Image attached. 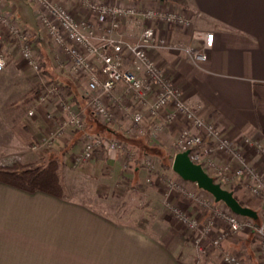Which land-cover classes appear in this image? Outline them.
Returning a JSON list of instances; mask_svg holds the SVG:
<instances>
[{
  "label": "crops",
  "instance_id": "obj_1",
  "mask_svg": "<svg viewBox=\"0 0 264 264\" xmlns=\"http://www.w3.org/2000/svg\"><path fill=\"white\" fill-rule=\"evenodd\" d=\"M64 1L78 20L90 17L80 2ZM101 1L176 9L190 18L189 26L153 23L155 42L144 48L180 89L183 101L238 144L250 166L264 170L261 155L243 144L244 139L253 138L264 146V0ZM2 9L34 38V55L52 79L66 86L67 101L81 111L84 127H67L63 137L51 145L41 144L54 121H59L61 111L53 97L37 102V94L42 91L37 92L40 73L21 57L18 44L4 42L0 46L5 60L0 70V88L4 90V98L0 97V167L18 169L52 161L73 164L72 156L81 151V138L88 132L124 145L114 154L97 152L85 163L88 165L82 166L89 175L105 173L108 179L124 175L121 170L125 151L130 150L137 153V159L128 162L127 171L133 167L140 179L145 178L148 170L144 160L151 156L160 162L165 143L177 135L181 124H167L158 143L150 137L152 118H147L148 134L128 136L121 125L123 121L125 126L129 124L126 113L133 110V105L127 102L121 106L120 87L113 92L115 100L110 101L112 107H118V120L100 122L85 95V80L60 67L51 41L37 24L36 5L29 0H5ZM140 22L138 17L121 22L124 40L130 45L139 44ZM196 31L213 34L205 61H194L187 52L188 47L198 49L203 44V40L194 37ZM125 62L129 63L128 57ZM20 106L23 111L18 109ZM29 110L34 111L33 116L28 115ZM48 114H53L55 120H48ZM8 134L12 140H8ZM37 143L39 147L32 150L31 145ZM234 195L256 211L257 219L229 235L219 248L203 238V250L198 251L192 243V233L173 224L167 210L160 213L161 220L139 225L114 219L108 211L68 195L59 198L43 191L27 192L0 182V264H221L219 258L225 253L239 256L243 264H261L256 230L262 218L263 200L243 187H238ZM173 199L190 213H198L188 199Z\"/></svg>",
  "mask_w": 264,
  "mask_h": 264
},
{
  "label": "built area",
  "instance_id": "obj_2",
  "mask_svg": "<svg viewBox=\"0 0 264 264\" xmlns=\"http://www.w3.org/2000/svg\"><path fill=\"white\" fill-rule=\"evenodd\" d=\"M29 1L36 5L37 24L51 41L60 67L65 68L72 76L85 80V95L97 120L104 124L118 120V107H112L110 101L115 100L113 92L120 87L121 106H125L127 102L133 105V110L126 113L132 121L126 134H144V120L152 118L157 122L156 119L164 112L163 121L155 124L153 130L159 132L164 125L182 121L184 124L181 122L183 125L172 142L177 151L188 150L190 160L201 165L217 182L243 187L251 195L263 200L262 218L256 232L258 252L261 264H264V170L250 166L238 144L222 135L213 122L203 120L183 101L180 89L168 79L157 61L144 48V45L155 42L153 23L189 26L190 18L176 9L162 10L101 0H76L90 12L88 19L80 21L64 0ZM4 3L5 0H0V46L4 42L18 44L21 57L34 71L39 72L41 64L34 55V38L19 26L11 14L4 12ZM133 17H138L141 21L137 45L127 43L121 31V22ZM194 37L203 40V44L198 49L188 47L187 52L192 60L205 61L208 49L212 46L213 34L196 31ZM126 57L129 58V63L125 62ZM4 65V56L0 51V70ZM48 97L56 100L61 117L55 122L53 114L47 115L48 120L54 121V129L51 127L41 139L43 145H51L55 139L63 137L67 127H84L82 113L67 101L64 85L55 83L46 86L37 94V102L42 103ZM169 106L172 107L171 110L167 109ZM28 115L33 116L34 111L29 110ZM81 144V151L71 159L75 165L87 163L97 152L114 154L124 147L118 140L88 132L83 134ZM243 144L254 148L264 160V146L259 140L246 138ZM38 147V143L31 145L32 150ZM202 199L205 203L204 210L213 211L216 221L208 218L205 225L199 227L196 219L184 211L174 209L180 222L198 232L193 239L198 251L203 250L200 241L211 234H214L212 245L218 246L229 233L236 234L252 225L253 219L233 213L223 202H216L212 196ZM217 228L221 230L216 231ZM222 262L243 264L239 256L229 253L222 255Z\"/></svg>",
  "mask_w": 264,
  "mask_h": 264
},
{
  "label": "rangeland",
  "instance_id": "obj_3",
  "mask_svg": "<svg viewBox=\"0 0 264 264\" xmlns=\"http://www.w3.org/2000/svg\"><path fill=\"white\" fill-rule=\"evenodd\" d=\"M3 92V88H0V97L3 96ZM18 109L23 111L24 107L20 106ZM117 115H119V113H117ZM163 115L164 112H162L158 119H156L157 122L153 119L151 126L154 127L155 124H160L161 121H163ZM0 116L2 115L0 114ZM128 121L129 124L127 126H125V121H123L124 124L122 123L121 125V129H123L125 134L128 127L132 124V121L129 118ZM181 122L182 121H178V123L181 124L180 126L184 124ZM5 123L7 125L10 124L8 121ZM146 123H149L147 118L143 122V126L145 128L147 127ZM152 127L150 128V137L152 140L158 141L161 139V135L165 131V125L163 126L162 131L159 132L153 130ZM52 128L54 129V126H52ZM145 134H148L147 128L144 134H133L131 137H139ZM6 136L8 137V140L9 138L11 139L9 134ZM175 137L171 139L168 144L165 143L166 151L162 152L163 159L161 158L160 162L154 160L151 156L144 160L145 164L143 165L148 171L145 178L142 179L137 176V172L133 167L130 171H127V169L130 168L128 162L131 160L136 161L137 159V153L135 154L130 150L125 151V166L121 170L124 175H117L109 179L105 177V173L97 176L92 172L89 175V171L82 167L84 164H58V175L62 181L66 195L74 199H79L80 202L90 203L96 208L98 207L106 210L115 217L114 219L127 222L134 221L139 225H149L154 221L161 220L162 218L160 213L163 214L162 212L167 210L168 212H166L169 214L170 220L172 219L173 224H176L184 230H188L192 233V243L196 249V244L193 239L198 235V232L190 230L182 222H180L176 217L174 209L180 210V212L184 211L185 214L196 219L199 227L205 225L208 218H211L213 221H216L217 218L212 213L213 211L204 210L205 203L202 201V198L206 200V198L211 195L199 189L196 184L181 179L172 171L171 164L173 156L179 152L172 143ZM154 161H156L155 164ZM156 175H159V177H156ZM119 177L120 180L118 179ZM218 182L222 187L226 189L230 188L228 184L220 181ZM176 196H180L191 201L197 208L198 213H190L188 210L183 208L180 203L173 199ZM164 217H166V215ZM256 222L258 223V221ZM218 230H221V228H217L216 231ZM231 234L232 233H229L226 238ZM213 237L214 234H211L206 238H208L211 243ZM225 239H223L218 246H213L212 243L211 245L214 248H219ZM219 259L220 263L224 264L222 262V256Z\"/></svg>",
  "mask_w": 264,
  "mask_h": 264
},
{
  "label": "trees",
  "instance_id": "obj_4",
  "mask_svg": "<svg viewBox=\"0 0 264 264\" xmlns=\"http://www.w3.org/2000/svg\"><path fill=\"white\" fill-rule=\"evenodd\" d=\"M39 73L41 81L37 92L50 84L59 83L58 80L52 79L50 73L44 69L43 65ZM60 84L62 83L60 82ZM64 87L66 88L65 85ZM214 181L217 182L216 179ZM0 182L10 184L27 192L43 191L59 198H66L64 186L58 175V164L55 161L41 166H21L18 169L0 167ZM237 189L238 186H235L230 187L228 190L235 193ZM240 203L242 204V202Z\"/></svg>",
  "mask_w": 264,
  "mask_h": 264
},
{
  "label": "water",
  "instance_id": "obj_5",
  "mask_svg": "<svg viewBox=\"0 0 264 264\" xmlns=\"http://www.w3.org/2000/svg\"><path fill=\"white\" fill-rule=\"evenodd\" d=\"M188 153L189 151L186 150L173 156L171 168L174 173L181 179L196 184L199 189L210 194L216 202H223L233 213L253 220L257 219L254 209L242 205L233 191L215 182L201 165L190 160Z\"/></svg>",
  "mask_w": 264,
  "mask_h": 264
}]
</instances>
